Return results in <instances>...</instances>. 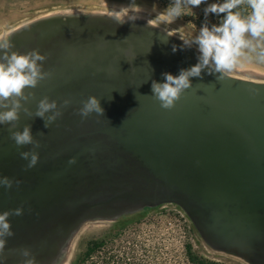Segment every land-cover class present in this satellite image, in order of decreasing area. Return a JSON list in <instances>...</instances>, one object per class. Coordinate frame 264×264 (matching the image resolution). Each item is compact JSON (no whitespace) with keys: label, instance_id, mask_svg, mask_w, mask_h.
Listing matches in <instances>:
<instances>
[{"label":"water","instance_id":"1","mask_svg":"<svg viewBox=\"0 0 264 264\" xmlns=\"http://www.w3.org/2000/svg\"><path fill=\"white\" fill-rule=\"evenodd\" d=\"M10 43L12 51L38 49L49 57L43 67L52 77L32 90L63 92L58 102L70 99L67 108L96 96L112 114L105 121L65 119L49 132V144L78 151L75 167L90 158L92 171L79 184L86 199L78 190L64 201L62 189L45 185L18 187L12 196L0 186V213L11 198L15 206L46 202L40 221L12 228L4 261L22 264L24 249L35 261L52 253L61 234L83 223L84 207L175 204L211 247L264 264V82L231 75L219 81L205 69L166 110L152 96V81L196 65L199 52L160 29L120 25L107 15L57 14L14 31ZM16 167L11 180L18 175L23 182L26 174Z\"/></svg>","mask_w":264,"mask_h":264},{"label":"clouds","instance_id":"2","mask_svg":"<svg viewBox=\"0 0 264 264\" xmlns=\"http://www.w3.org/2000/svg\"><path fill=\"white\" fill-rule=\"evenodd\" d=\"M207 3V0H171L169 6L157 17L160 21L174 23L184 15L194 14L192 9ZM139 10L135 0L128 6H121L118 10H112L109 18L123 25L128 21L138 19L136 15H130V11ZM205 17L209 14L221 16L223 19L218 25L209 27L205 23L193 39H183L185 47L195 45L199 52L198 63L189 69H181L178 76L164 73L166 82L152 81L153 97L161 107L171 110L180 100L185 90L192 87V77H201V73L207 69L209 75H217L219 81L224 80L232 71L242 67L245 61L256 59L264 63V0H222V2L209 4L204 9ZM148 21V25H151ZM14 46L7 40L0 39V125H11L9 128L10 139L18 148L31 145L30 151L20 152L22 159L28 161L25 170L37 166L40 160L36 151L42 145L32 135L30 125H25L23 130H15L23 111L28 117H39L45 121V127L50 128L59 118L63 116V108L72 104L70 99H65L60 105L48 96L40 99L33 113L30 108L25 107L36 99L35 92L27 91L35 89L41 81L50 79L53 75L50 71H44V62L48 56L42 55L38 49L27 54L11 51ZM177 48L173 45V52ZM82 106L77 110V115L87 119L93 113L103 115L104 109L96 96H90L81 101ZM43 135V133H41ZM70 164L77 163L76 158L69 160ZM17 186L21 181H13L8 177H0V186L11 189L13 184ZM23 215V207L0 213V253L3 252L7 237L14 236L12 226L9 222L11 216ZM26 259L22 264H34L29 259L30 252L22 250ZM4 257L0 256V264Z\"/></svg>","mask_w":264,"mask_h":264},{"label":"rangeland","instance_id":"3","mask_svg":"<svg viewBox=\"0 0 264 264\" xmlns=\"http://www.w3.org/2000/svg\"><path fill=\"white\" fill-rule=\"evenodd\" d=\"M131 2L132 0H0V39L9 41L14 31L46 16L57 14H74L81 17L88 15L109 16L110 11L118 10L121 6H128ZM213 2L214 0H209V3L212 4ZM135 4L139 5V10L130 11L129 14L136 15L138 19L128 21L125 24L139 22L148 25V21H151L150 26L160 29L179 40H181L180 38L193 39L205 23H208L209 27L219 24V17L215 14H209L207 17L198 14L195 16L197 22L186 18L187 15H184L174 23H167L157 19L167 8L163 6L160 0H135ZM193 47L197 49L195 45ZM230 75L244 80L264 82V63L256 59L245 61L242 67H238ZM159 206H161L160 213H150L142 217L140 224L136 226L139 228L137 231L140 235L139 239H145L147 248L151 250L155 243L153 238L155 233H166L170 229L176 230L178 228L174 223L168 227L163 224L164 227L159 228L158 223L155 224V222L159 219L163 221L172 220V217L174 218L176 215L179 216L177 218L178 225L187 222L184 213L176 205L163 204ZM143 208L117 206L113 209L111 215H101L97 219L83 221L78 231L70 238L68 248L60 257L61 260L56 264H73L76 256L86 250L88 243L92 239L99 238L103 232L110 228L114 221L123 217L131 218L133 215H138ZM194 245L200 254L208 258L227 264H251L238 255L211 247L201 236L194 240ZM179 248H181L180 244Z\"/></svg>","mask_w":264,"mask_h":264},{"label":"flooded vegetation","instance_id":"4","mask_svg":"<svg viewBox=\"0 0 264 264\" xmlns=\"http://www.w3.org/2000/svg\"><path fill=\"white\" fill-rule=\"evenodd\" d=\"M86 16L85 18H87ZM10 42V40H9ZM12 51V50H11ZM0 55H3L1 52ZM93 73V71H92ZM42 83V82H40ZM27 91L35 92L36 99L30 103H26L25 107L31 109L34 113L36 111L37 103L40 99H43L45 96H48L51 100L59 101L60 98L63 97V92L57 90H32L28 89ZM97 91H102L100 88H97ZM62 105L60 102H58ZM81 106H72L71 108L62 109L63 116L59 118L55 123L51 125L50 128H46L45 121L39 117L30 118L23 111L20 113V120L17 123V127L15 130H23L25 125H30L32 130V135L35 140L39 141L42 147L37 149L36 151L39 153L40 160L36 167L25 170L28 164V161L24 160L20 156V152L30 151L32 149L31 145L24 146L18 148L15 143L10 139L9 128L11 125H0V177H8L9 179L14 177V170L20 172L21 168H23V172L26 174L24 177V181L20 183L18 186L14 183L11 189L4 187V194H11L13 196L14 192H21L18 188H23L24 190L34 191L36 187L45 185L52 188L59 189L61 191V195L64 196V201H71L74 198V194L79 190L80 198L86 199V188L84 185L79 187L80 182L84 183L86 178H88V169L92 171L91 161L88 156H82L81 165L76 166L75 164H70L69 160L73 158L76 154H78L77 150H63L58 148L57 144H49L48 139L54 138L51 133H49L52 129V126L61 124L65 119L67 120H82V121H91V120H108L111 117V110L104 109V114L101 116L99 114L93 113L87 119L82 118L77 115V110ZM71 118H67L64 116H70ZM43 133V135H41ZM58 138V137H55ZM21 158L22 160H17ZM23 165V166H21ZM71 165V166H70ZM82 168V169H80ZM82 172V178L80 173ZM18 180V175L15 177ZM78 195V194H77ZM76 200V199H75ZM74 200V201H75ZM73 201V202H74ZM19 205H13V198H11V202L8 203L6 207L7 211H12L17 208L23 207V215L21 216H11L9 218V222L13 229L16 228H26L29 225H33L34 222L40 221L46 212H42V207L46 204L44 201H40V205L35 200H27L25 202H18ZM99 203V202H97ZM175 205V204H174ZM117 206L122 205H99L94 208H83V218L82 221L97 219L98 217L111 215L113 209ZM178 206V205H177ZM32 207V208H31ZM78 219V218H77ZM80 223L74 227H71L64 235H60L55 245L51 247V252L49 255L44 258H39L36 261L34 260V264H56L58 263L62 257V254L68 248V242L72 235L78 231L80 227ZM61 233V232H59ZM235 253V252H230ZM40 260V261H39ZM247 260V259H246ZM3 264H12L11 261H3Z\"/></svg>","mask_w":264,"mask_h":264},{"label":"trees","instance_id":"5","mask_svg":"<svg viewBox=\"0 0 264 264\" xmlns=\"http://www.w3.org/2000/svg\"><path fill=\"white\" fill-rule=\"evenodd\" d=\"M160 2L168 7L171 0H160ZM218 2L222 0H214L213 3ZM209 4L211 3L207 0V3L193 8L194 14H188L186 18L195 21V16L198 14L205 15L204 9ZM217 17L220 23L223 14ZM160 208L161 206H147L138 215L114 221L99 238L92 239L88 243L86 250L76 256L73 264H227L208 258L195 249L194 240L201 235L186 212L179 206L177 208L184 213L187 222L178 225L177 215L176 218L172 217V220L168 221L159 219L155 222L158 223L159 228L164 227L163 224L168 227L172 223L178 228L170 229L166 233H155L154 247L152 250L148 249L146 240L139 239L140 235L137 232L139 228L136 226L140 224L142 217L150 213H160Z\"/></svg>","mask_w":264,"mask_h":264}]
</instances>
